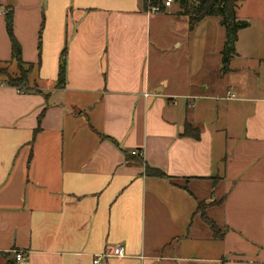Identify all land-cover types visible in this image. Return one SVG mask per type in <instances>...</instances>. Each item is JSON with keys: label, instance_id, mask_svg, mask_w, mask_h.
Returning a JSON list of instances; mask_svg holds the SVG:
<instances>
[{"label": "crops", "instance_id": "0c3cea01", "mask_svg": "<svg viewBox=\"0 0 264 264\" xmlns=\"http://www.w3.org/2000/svg\"><path fill=\"white\" fill-rule=\"evenodd\" d=\"M148 7L0 0V264H264V60L238 31L223 71L224 32L206 61L175 2Z\"/></svg>", "mask_w": 264, "mask_h": 264}, {"label": "trees", "instance_id": "16d2710c", "mask_svg": "<svg viewBox=\"0 0 264 264\" xmlns=\"http://www.w3.org/2000/svg\"><path fill=\"white\" fill-rule=\"evenodd\" d=\"M146 4L161 5L162 0H145ZM242 0H174L180 8V15L189 16L190 29L205 17H218L221 26L224 28V42L221 49V64L223 71L227 70L230 60L236 54L235 43L237 41L238 31L245 29L249 23L245 20H239L236 16V9ZM6 32L11 44V60L18 68L16 77H9L7 83L19 88H27L28 76L32 69V64H26L21 57V47L13 33V17L9 11L5 15ZM65 81V51L63 50L59 59V68L57 74L58 86ZM145 173L149 176L164 177L165 174L160 170L147 167ZM215 232V226L210 224Z\"/></svg>", "mask_w": 264, "mask_h": 264}, {"label": "rangeland", "instance_id": "374dc122", "mask_svg": "<svg viewBox=\"0 0 264 264\" xmlns=\"http://www.w3.org/2000/svg\"><path fill=\"white\" fill-rule=\"evenodd\" d=\"M175 5L179 7L178 3ZM239 20H245L250 23L249 28L240 30L238 49L240 52H246L251 55L254 62L260 59L264 60V0H242L236 9ZM185 24L189 26V16L184 15ZM183 20V21H184ZM216 18L205 19L199 22L194 29L189 32V49L196 53L198 44H205L206 52L204 59L207 61L208 54H212L219 45L220 36L224 32V28H219ZM186 28V27H185ZM216 59V58H215ZM239 60L237 64L243 63ZM250 62V61H249ZM262 64V63H260ZM254 69H258L259 63H255ZM257 65V66H256ZM7 75L8 69L0 67V75ZM262 80V77L260 78ZM264 80V75H263Z\"/></svg>", "mask_w": 264, "mask_h": 264}, {"label": "built area", "instance_id": "2783aa9c", "mask_svg": "<svg viewBox=\"0 0 264 264\" xmlns=\"http://www.w3.org/2000/svg\"><path fill=\"white\" fill-rule=\"evenodd\" d=\"M173 2H174V0H162V2H161L162 7L158 4L149 5L148 13H151V14L161 13V12H163V10L170 8ZM2 13H5V12L2 11ZM234 98H235V95L231 91H227L226 95L223 97V99H226V100H230V99H234ZM132 154L136 155V154H139V152L132 151ZM107 256L108 255H100V256L94 258L92 261V264H99ZM110 256L123 257L124 256V249L120 246H116L112 249ZM15 257H16V259H22L23 258L22 254L19 252H17L15 254Z\"/></svg>", "mask_w": 264, "mask_h": 264}]
</instances>
